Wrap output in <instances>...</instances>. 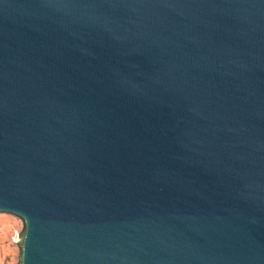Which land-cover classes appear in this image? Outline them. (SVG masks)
I'll return each mask as SVG.
<instances>
[{"label": "water", "instance_id": "1", "mask_svg": "<svg viewBox=\"0 0 264 264\" xmlns=\"http://www.w3.org/2000/svg\"><path fill=\"white\" fill-rule=\"evenodd\" d=\"M0 214L17 264H264V0H0Z\"/></svg>", "mask_w": 264, "mask_h": 264}, {"label": "rangeland", "instance_id": "2", "mask_svg": "<svg viewBox=\"0 0 264 264\" xmlns=\"http://www.w3.org/2000/svg\"><path fill=\"white\" fill-rule=\"evenodd\" d=\"M23 231L22 221L12 215L0 214V264H17V237Z\"/></svg>", "mask_w": 264, "mask_h": 264}]
</instances>
